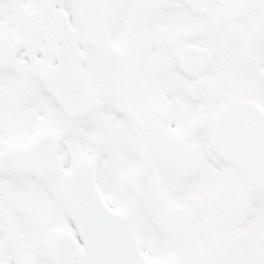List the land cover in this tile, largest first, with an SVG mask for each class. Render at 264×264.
Listing matches in <instances>:
<instances>
[{"label": "snow or ice", "instance_id": "1", "mask_svg": "<svg viewBox=\"0 0 264 264\" xmlns=\"http://www.w3.org/2000/svg\"><path fill=\"white\" fill-rule=\"evenodd\" d=\"M0 264H264V0H0Z\"/></svg>", "mask_w": 264, "mask_h": 264}]
</instances>
